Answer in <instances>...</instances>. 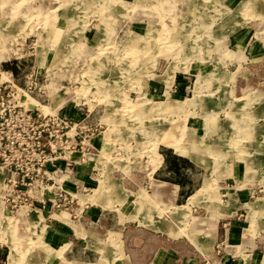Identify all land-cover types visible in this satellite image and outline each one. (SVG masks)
<instances>
[{
  "label": "rangeland",
  "instance_id": "1",
  "mask_svg": "<svg viewBox=\"0 0 264 264\" xmlns=\"http://www.w3.org/2000/svg\"><path fill=\"white\" fill-rule=\"evenodd\" d=\"M245 38L264 42V0H0V82L24 88L27 108L63 106L76 145H57L56 164L87 153H69L78 183L61 187L74 195L63 208L9 212L0 198V264H131L139 247L113 227L120 211L134 214L121 220L132 230L137 214L173 228L178 257L195 264H264V56L247 60ZM166 150L192 161L204 190L226 179L247 191L243 249L205 251L188 239L204 208L149 196Z\"/></svg>",
  "mask_w": 264,
  "mask_h": 264
},
{
  "label": "crops",
  "instance_id": "2",
  "mask_svg": "<svg viewBox=\"0 0 264 264\" xmlns=\"http://www.w3.org/2000/svg\"><path fill=\"white\" fill-rule=\"evenodd\" d=\"M243 44L242 47L243 51H245V58L247 60H250L248 57H254L253 59L258 60L264 56V42H253L252 39L245 38ZM160 155L161 159L158 167L151 172L148 178L152 185L150 189L152 193L149 194V196L159 204V195L163 194L166 200H168V198L171 200L169 202H173L174 204L179 202L180 204L176 205V207L182 206L189 211L195 207L204 208L205 212L203 215L198 217L195 216L190 219L189 223L196 229L192 227L191 229L188 228V234L190 236L188 239L194 243H203L201 245L205 251H209V253L214 251V243H217V241H219L220 245H223L225 252L226 250L228 251V247H235L236 245L241 246L243 249L245 243L241 240L243 236L246 237V234L243 231L242 220L236 214L240 213V215H242L240 211L247 208V191H242L241 188H237L232 184L230 185L225 179L221 180L222 183L216 184L212 191L213 193L211 191L208 192L203 189L205 188L202 187L203 183L197 181L193 182L191 180V170L194 165L189 158L177 153L174 154L172 151L167 150L160 153ZM86 166L89 167L88 165ZM75 174H77V171H73L70 174L69 180L62 184V186H64L63 188L72 189L77 186L78 182H76V178H74L76 176ZM123 195L127 197L129 194ZM119 201L121 205L125 200ZM94 212L97 213V209ZM126 212L127 211L118 212L117 215H115V220L112 225L121 231V233H119L121 235H128L131 232L136 235L133 244L138 246L139 250L135 255L136 257H132V254H130L131 264H177L178 260L185 263L189 262L190 264L196 263L192 255L188 254L185 258L178 257L177 249L180 245L178 244V239L173 236L175 232L173 228L164 226L165 229H161L162 227H158L156 223L147 224L143 221V216L140 214H137V218H132V221L136 223L134 225L135 229L126 228V224L122 222L123 217L127 218L134 215ZM134 213L136 212L134 211ZM94 216L97 217L96 214ZM62 228L60 222L55 221L48 230L49 232L51 231L58 234V236L54 238L58 243L62 242L59 240L61 236L60 230L63 232ZM236 241L241 242H238L239 244H234ZM65 245L66 244L63 243L59 245L58 248ZM224 259H228V256L224 257Z\"/></svg>",
  "mask_w": 264,
  "mask_h": 264
},
{
  "label": "built area",
  "instance_id": "3",
  "mask_svg": "<svg viewBox=\"0 0 264 264\" xmlns=\"http://www.w3.org/2000/svg\"><path fill=\"white\" fill-rule=\"evenodd\" d=\"M27 97L24 88L9 81L0 83V198L9 212L21 206L20 202L28 206L38 202L42 207L50 202V207L60 209L74 195L61 188L55 174L68 171L70 175L80 161L63 151L65 162L56 164L60 156L52 153L57 145L74 149L77 127L57 112L27 108L20 102ZM78 128L80 132L86 129ZM37 189L38 193H33ZM16 191L19 194L14 197Z\"/></svg>",
  "mask_w": 264,
  "mask_h": 264
},
{
  "label": "bare ground",
  "instance_id": "4",
  "mask_svg": "<svg viewBox=\"0 0 264 264\" xmlns=\"http://www.w3.org/2000/svg\"><path fill=\"white\" fill-rule=\"evenodd\" d=\"M171 1H172V0H171ZM244 4H245V3H244ZM167 5H168V4H167ZM161 6H162V5H161ZM170 7H171V6H170ZM170 7H168V8H170ZM165 10H166V9H165ZM153 11H154V10H153ZM157 11H158V10H157ZM169 11H170V10H169ZM234 11H235V10H234ZM169 13H170V12H169ZM169 13H168V14H169ZM170 14H171V13H170ZM175 15H176V14H175ZM159 18H160V17H159ZM152 29H153V28H152ZM22 103H24V102L22 101ZM169 103H170V101H169ZM173 103H174V102H173ZM173 103H172V104H173ZM175 105H176V104H175ZM169 106H170V105H169ZM62 107H63V106H62ZM62 107H60V108H62ZM60 108H58L57 111H58ZM156 109H157V108H156ZM161 110H162V109H161ZM57 111H56V112H57ZM42 112H43V111H42ZM56 112H54V113H56ZM43 113H44V112H43ZM48 113H49V112H48ZM54 113L52 112V114H54ZM70 152L78 153V154H79V158L84 157V156H86V154H87L86 152H80V151H75V150H69V151H66V155H67L68 157H70V158H71V156L69 155ZM86 157H87V156H86ZM78 160H79V159H78ZM76 162H77V161H76ZM67 176H68L67 174H66V175H63L64 178H66ZM252 215H253V214H252ZM252 215H251V216H252ZM253 218H254V215H253V217L251 218V222H252V220L254 221ZM11 249H12L11 251L14 250V246H13V245H11ZM59 249H60V248H59ZM11 255H12V254H11ZM49 256H50V255H49ZM247 264H248V263H247Z\"/></svg>",
  "mask_w": 264,
  "mask_h": 264
}]
</instances>
